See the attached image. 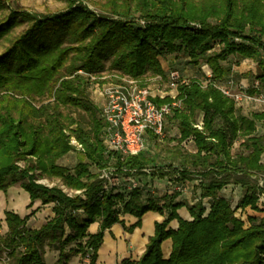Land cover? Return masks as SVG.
<instances>
[{
    "label": "trees",
    "instance_id": "1",
    "mask_svg": "<svg viewBox=\"0 0 264 264\" xmlns=\"http://www.w3.org/2000/svg\"><path fill=\"white\" fill-rule=\"evenodd\" d=\"M66 1L62 12L38 17L12 11L0 22V38L29 22L0 55V190L19 184L30 194V206L36 200L53 203L54 213L40 228H29L28 216L6 211L8 230L0 235V251L8 252L10 264H47L48 245L66 262L67 247L76 242L79 248L71 250L97 264L106 230L121 224L134 233L153 211L162 218L155 221L143 255L123 264H264V131L258 129L264 127V109L245 114L220 88L232 75L224 62L233 56L257 63L259 85L248 93L263 94L264 0H107L101 14ZM179 53L194 66L208 65L211 76L206 84L193 78L178 86L182 107L168 119L178 123L180 137L169 150L167 168L157 166L149 148L134 156L108 152L101 109L90 97L89 79L78 71L166 79L161 58ZM45 97L52 100L35 104ZM200 116L202 128L196 126ZM72 137L83 149L71 143ZM149 139L161 140L152 134ZM189 140L196 151L184 149ZM236 142L242 151L233 153ZM74 151L80 155L75 167L62 165L60 160ZM110 166L122 185L107 191L100 176ZM130 176L138 181L169 177L183 186L198 180L199 199L186 206L191 218L179 213L186 205L177 201L182 192L155 195L149 189L145 198L141 186L127 190L123 179ZM43 178L63 186L41 183ZM229 184L245 190L237 205L222 193ZM246 208L260 215L243 219L237 210ZM122 213L136 222L127 225ZM174 220L177 228L170 226ZM95 222L99 230L88 232ZM167 239L172 251L165 258Z\"/></svg>",
    "mask_w": 264,
    "mask_h": 264
},
{
    "label": "rangeland",
    "instance_id": "2",
    "mask_svg": "<svg viewBox=\"0 0 264 264\" xmlns=\"http://www.w3.org/2000/svg\"><path fill=\"white\" fill-rule=\"evenodd\" d=\"M106 2L107 0H77V4H84L98 14L103 13L101 6ZM67 7H68V1L66 0H4V7L0 9V22L4 20L12 11L30 12L34 15H37L38 17H42V16H49L54 13L65 11ZM28 26H29V22H22L12 27L8 32L2 35V37L0 38V55L4 53L7 50V48H9L13 44L15 39L19 35H21L28 28ZM69 63L70 62H68L66 65H69ZM161 63L165 71V74L168 73L170 69H179L182 75L181 82L182 81L188 82L193 78H199L203 80L204 83L206 84L207 83L206 78L208 76V72H211L209 66L206 64L202 65L201 67H197L194 66L192 63H189V58L182 53L169 54L166 57H162ZM224 64L232 69V75L229 76L228 79L233 80V83L229 84V82H226L220 84V87L222 88L230 87L231 91H239V90H243V88L248 91L249 88L259 83V81L256 78L258 72V66L257 63L254 62L253 60H248V59L241 60L240 58L231 56L228 58L226 62H224ZM106 66H109V62L106 63ZM78 73L83 74L85 78L89 79L90 97L100 109L103 107L106 100L103 95V89L111 83L113 84V83L122 82L124 76L128 77V75H122L120 73L110 70H106L100 73H86L83 70H79ZM159 76L161 75L146 74L145 76L137 80L149 86L154 96L164 95L168 97L170 95L177 94V89L174 91L171 90V88L167 84V80L164 77H159ZM262 93L263 94L260 95L264 96V89L262 90ZM3 94L4 92L0 91V95L2 96ZM260 95H256V96L259 97ZM51 100L52 99L45 97L42 100H36L35 104L41 106L45 103L50 102ZM237 106L241 107L243 113L251 114L254 111H259L264 109V102L255 101V100L254 101L242 100L240 103L237 104ZM82 113L85 114L84 112ZM200 119L201 116L199 117V121ZM258 129L259 132H263L264 131L263 125L260 124ZM166 132H167L166 137H164L161 140L149 139L148 153L149 155L157 158V166H164L167 168V164L169 163L167 159L169 156V150L173 149L177 145L178 139L180 137L178 123L173 119H168ZM74 146L76 147V145ZM183 147L184 149L189 151H196L194 142H192V140H189L187 143H184ZM76 148L78 149V147ZM232 151L233 153L242 151V148L240 147V142L234 143V146L232 147ZM79 160H80V155L78 151L77 152L74 151L66 155L63 159H61L60 163L70 168H74ZM21 165L23 166L24 163L21 162ZM175 165L179 166V164L177 163H175ZM155 179L159 180V178L156 177ZM166 180H170V178L168 177L165 179V181ZM260 180H262V178H260ZM170 181H172L173 185H175L174 184L175 182L173 180ZM40 182L50 186H54V185L63 186L61 181L58 179L50 180L47 178H43L40 180ZM196 183H199V181ZM149 184L150 182L148 181V177L147 178L142 177L141 181H139V185L146 189L144 194L145 198L147 193H150L148 192L149 189L151 190L154 189L153 186L150 187ZM17 188H20L19 184L10 187L7 191L0 190L2 191V193L3 192L7 193L9 191L8 195L2 194L0 196V235H5V233L8 230L6 220H4L5 212L6 211H13L16 213L18 212V208H17L18 205L16 202H19V195L17 194V191L19 189ZM165 189L169 190L170 185L165 187ZM228 189H229L228 191L226 192L222 191V193L228 196V198L232 201L234 205H237L240 199L242 198L245 190L238 185L232 187V189L231 188ZM65 190L69 191L70 193H74L73 191H70L68 189ZM172 191L175 192V190ZM11 194L13 195V197L14 194H16L13 201L11 200L10 197ZM192 198L195 200L196 197L193 195ZM26 208L28 214L25 215L24 217L28 216L27 226L29 228H34V227L37 228L39 226L41 227L54 216L52 210L53 203L46 205L41 204L40 206H38L37 204H33L32 206H30L29 203L26 206ZM181 211L184 214L187 213V210L184 208ZM237 214L240 215L243 219H247L248 215H260L259 213H256L250 209L246 211L242 209H238ZM127 217H128L127 214L124 213L120 215V218L124 219L126 221V224L131 223V220ZM147 219H148L147 223L149 224V226H152L154 229V222L152 223L150 217H147ZM95 223L99 224L98 226V230H99L100 223L99 222H95ZM148 224H146V226ZM246 224L248 225L249 223H247L246 221ZM127 225H131V224H127ZM121 227H122V233L117 235V238L120 240V247H121L118 249L117 257L111 263H107V262H103L99 256L97 260V264H123L124 261L126 260L138 261L140 257L143 255L145 251L144 241L146 239L147 232L146 231L144 232L143 230L141 233H137L136 231L134 233H129L123 228L122 225ZM88 232H90V227ZM87 239L88 238L83 240V244L86 243ZM78 245L79 244L75 242L67 247L68 256L66 262L59 261L60 255L58 250L51 249L48 245H46L45 259L47 264H89L90 263L89 255L85 257L81 254V252L77 253L71 250V249H78L79 248ZM0 264H10L9 254L5 249L0 251Z\"/></svg>",
    "mask_w": 264,
    "mask_h": 264
},
{
    "label": "built area",
    "instance_id": "3",
    "mask_svg": "<svg viewBox=\"0 0 264 264\" xmlns=\"http://www.w3.org/2000/svg\"><path fill=\"white\" fill-rule=\"evenodd\" d=\"M210 76L211 72H208V77ZM181 79L182 75L178 69L169 70L167 84L171 90L177 89V94L168 96L172 101L163 103H157L155 99H164L167 96H154L149 86L129 76H124L122 82L107 85L103 89L106 100L101 108V117L106 125L104 138L107 151L114 155L134 156L148 150L149 134L159 139L166 137L168 118L174 109L182 107V100L178 98V86L183 82ZM228 82L232 84L233 80ZM258 85L259 83L255 86ZM220 88L225 95L232 97L236 104L242 100L264 102L263 95H251L244 88V91H231L230 87ZM202 125L200 120L196 126L202 128ZM71 143L78 149H83L74 137L71 138ZM100 178L105 180L104 188L107 191L119 188L122 184V179L116 175L112 166L103 169ZM123 180L127 182L128 191L140 187L139 181L133 176ZM173 187L175 191L185 190V186L181 184H175Z\"/></svg>",
    "mask_w": 264,
    "mask_h": 264
},
{
    "label": "crops",
    "instance_id": "4",
    "mask_svg": "<svg viewBox=\"0 0 264 264\" xmlns=\"http://www.w3.org/2000/svg\"><path fill=\"white\" fill-rule=\"evenodd\" d=\"M148 181L150 182L149 186L150 187L153 186L154 189L152 188L153 189L152 192L155 195H163V194H167V193L171 194L173 192L172 190L174 189V187H173L174 185H173L172 181H169V180L165 181V179L157 180V179H154V178H151V177L148 178ZM196 182H198V180L197 181H191V182H188V184H185L184 185L185 186V190L177 198V201H180V202H183V203L186 204L185 206H183L179 210L180 215L183 216L186 219H190L191 218L186 206L188 204H194L199 199L198 196H197L198 195L197 194L198 191L196 192V189H195ZM168 185H170V189L166 190L165 187H167ZM236 185H238V184H229L222 191L226 192V191L229 190L228 188L232 189V187H234ZM238 186L242 187L241 185H238ZM17 189H19L17 191V194L19 195V202H16L17 205H18V207H17L18 208V212L17 213H19L22 217H24L25 215L28 214L26 206L29 203H31V198H30V194L26 190H24L22 187L17 188ZM8 192L7 193H5V192L2 193V191H0V196L2 194L3 195L4 194L8 195ZM193 195L196 197L195 200L192 198ZM15 196H16V194H14V197ZM10 197H11V200L13 201L14 197H13L12 194L10 195ZM226 197H228V196H226ZM261 201H264V194L261 197ZM34 204H37L38 206H40L42 204V202L40 200H36L34 202ZM183 208L187 210L186 214H184L181 211ZM248 209H250V208H246L245 211L248 210ZM250 210H252V209H250ZM252 211H254V210H252ZM256 213H258V212H256ZM52 216H53V213H52ZM127 216H128L127 218H129L131 220V223H127V224H133V223L136 222L135 221V219H136L135 217H133L131 215H127ZM147 217H150V220H152V223L153 222L155 223L156 220H159V219L162 218V215L160 213H158V212H153V211L147 212L144 215V217H143V226H142V228H137L135 230L137 233H141L143 230H144V232L145 231L147 232L146 233V239L144 241L145 244L147 243L149 236H151L154 233L153 227L149 226V224L147 223L148 222ZM5 218H6V216L4 215V220H5ZM146 224H148V225L146 226ZM98 226H99L98 223H93L90 226V232L91 233H96L98 231ZM170 226L173 227V228H177L178 227V221L177 220L172 221ZM39 227H37V228H39ZM121 233H122V227H121L120 224H115L111 229H108V230L105 231L104 242H103V245H102V247L100 248V251H99L100 259L103 262L111 263L117 257L118 249L121 248L120 247V240L117 238V235H119ZM162 249H163L164 257L168 258L170 253H171V251H172V240L171 239L165 240L163 242V244H162Z\"/></svg>",
    "mask_w": 264,
    "mask_h": 264
}]
</instances>
